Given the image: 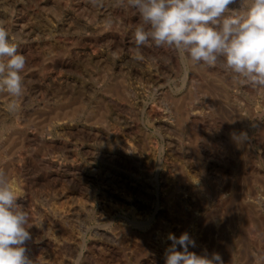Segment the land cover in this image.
I'll return each instance as SVG.
<instances>
[{
    "label": "bare ground",
    "instance_id": "obj_1",
    "mask_svg": "<svg viewBox=\"0 0 264 264\" xmlns=\"http://www.w3.org/2000/svg\"><path fill=\"white\" fill-rule=\"evenodd\" d=\"M0 20L27 58L18 109L0 95V169L34 224V264H164L183 232L190 251L255 264L264 96L171 49L138 53V16L110 0H0Z\"/></svg>",
    "mask_w": 264,
    "mask_h": 264
},
{
    "label": "clouds",
    "instance_id": "obj_2",
    "mask_svg": "<svg viewBox=\"0 0 264 264\" xmlns=\"http://www.w3.org/2000/svg\"><path fill=\"white\" fill-rule=\"evenodd\" d=\"M103 6L105 0H89ZM113 7L133 10L138 23L133 42L168 48L193 67L217 68L232 81L264 96V0H110ZM27 58L18 52L10 29L0 20V95L15 112L24 96ZM241 133L237 140L246 137ZM7 172L0 169V264H34L27 254L33 227ZM164 264H223L218 253L197 254L188 232L169 233ZM179 249L178 250V247ZM264 264V253L254 254Z\"/></svg>",
    "mask_w": 264,
    "mask_h": 264
},
{
    "label": "rangeland",
    "instance_id": "obj_3",
    "mask_svg": "<svg viewBox=\"0 0 264 264\" xmlns=\"http://www.w3.org/2000/svg\"><path fill=\"white\" fill-rule=\"evenodd\" d=\"M39 100H41V95L40 94H35V97L34 96L31 97V99H29L28 101L24 102L21 105V107L22 108H33V107H35V105L37 104V102ZM72 146H73V148H75L74 145H72ZM98 186H99V183H98ZM56 188L58 190H61L62 186L60 184H58L56 186ZM62 200H64V199H62ZM62 200H59V202H63ZM98 206H102V204L101 203H96L95 204V208H94V212L92 214L90 213L88 215L90 225H95V221H96V217H97L96 212H98ZM33 245L36 246L35 243H33Z\"/></svg>",
    "mask_w": 264,
    "mask_h": 264
}]
</instances>
